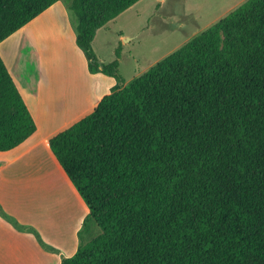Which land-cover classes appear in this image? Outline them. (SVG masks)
Instances as JSON below:
<instances>
[{"label":"trees","instance_id":"obj_1","mask_svg":"<svg viewBox=\"0 0 264 264\" xmlns=\"http://www.w3.org/2000/svg\"><path fill=\"white\" fill-rule=\"evenodd\" d=\"M139 1L0 0V43L61 2L88 71L117 82L48 142L88 209L60 264H264V0L124 85L92 42ZM35 131L0 57V153Z\"/></svg>","mask_w":264,"mask_h":264},{"label":"crops","instance_id":"obj_2","mask_svg":"<svg viewBox=\"0 0 264 264\" xmlns=\"http://www.w3.org/2000/svg\"><path fill=\"white\" fill-rule=\"evenodd\" d=\"M14 34H21L19 41L23 42L19 44L20 49L26 46L35 50L41 76L32 81L22 60L18 61L14 56L15 59L10 61L0 51V57L36 125L34 134L21 145L0 153V264H60L75 254L79 246L78 233L88 209L69 180L65 179L48 142L90 114L117 82L102 73L88 71L86 58L75 44V35L61 2L52 5ZM14 34L0 43V47L6 46L5 49L12 51L14 47L10 40L16 36ZM40 43L41 46H37ZM56 54H59L58 60ZM56 63L80 69L82 83L78 78L72 79L74 74L71 73L67 79L70 88L58 85L50 76L54 72L57 74ZM44 160L50 162L51 173H55L56 167L62 183L66 182L68 189L71 188L72 207L77 210L73 220L68 218L65 221L63 214L49 216L46 206L43 204L38 210L32 204L33 199H30L31 203L23 204V167L29 162ZM42 185L41 192L50 189L49 184ZM25 188L29 195L30 188Z\"/></svg>","mask_w":264,"mask_h":264},{"label":"rangeland","instance_id":"obj_3","mask_svg":"<svg viewBox=\"0 0 264 264\" xmlns=\"http://www.w3.org/2000/svg\"><path fill=\"white\" fill-rule=\"evenodd\" d=\"M245 1L247 0H140L97 32L92 42V51L103 64L116 60V53L119 52L118 73L126 85L194 36L226 17ZM20 37L21 34H17L10 40L14 47L12 51L5 49L6 46L0 47V51L10 61L15 57L18 61L22 60V65L33 81V78L41 76L35 50L26 46L20 49L19 44L23 42L19 41ZM28 43L31 44L29 40ZM55 58L58 60L59 54H56ZM54 68L57 69V74L54 72L50 76L58 85L70 88L67 79L71 73L74 74L72 79L78 78L82 83L80 69L75 66L71 69L69 65L56 63ZM50 167V162L46 160L29 162L23 167L21 182L23 204L31 203L30 199H33L32 204L36 205L38 210L40 207L42 209L43 204L46 206L50 212L49 216L63 214L65 221L68 218L73 220L75 218L73 214L77 210L74 211L72 207L74 203L71 188L68 189L66 182L62 183L56 167L54 174L51 173ZM43 181V185L49 184L50 189L41 192L40 185ZM25 187L30 188L29 195L26 194ZM35 200L37 201L34 202ZM74 201L76 202V198ZM91 229V234L86 231L82 234L84 242L100 233L92 224ZM42 249L45 250L44 247Z\"/></svg>","mask_w":264,"mask_h":264}]
</instances>
